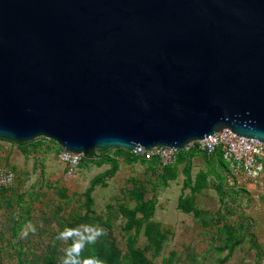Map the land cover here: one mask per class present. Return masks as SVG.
Listing matches in <instances>:
<instances>
[{
	"label": "water",
	"instance_id": "1",
	"mask_svg": "<svg viewBox=\"0 0 264 264\" xmlns=\"http://www.w3.org/2000/svg\"><path fill=\"white\" fill-rule=\"evenodd\" d=\"M264 144V0H0V139L89 157Z\"/></svg>",
	"mask_w": 264,
	"mask_h": 264
},
{
	"label": "rangeland",
	"instance_id": "2",
	"mask_svg": "<svg viewBox=\"0 0 264 264\" xmlns=\"http://www.w3.org/2000/svg\"><path fill=\"white\" fill-rule=\"evenodd\" d=\"M55 148L0 139V166L19 177L0 200V264H62L73 241L56 237L81 225L106 230L81 254L104 264H264L260 196L217 157L191 150L159 171L114 148L93 152L67 177Z\"/></svg>",
	"mask_w": 264,
	"mask_h": 264
},
{
	"label": "built area",
	"instance_id": "3",
	"mask_svg": "<svg viewBox=\"0 0 264 264\" xmlns=\"http://www.w3.org/2000/svg\"><path fill=\"white\" fill-rule=\"evenodd\" d=\"M39 139L53 142L44 138ZM8 142L23 147L20 145L22 143ZM54 144L56 145L55 155L64 166L66 176L73 177L83 156L79 153H71L56 143ZM191 150L209 157L218 153L228 176L240 179L239 182H248L255 188L260 196V211L264 224V144L239 137L227 129H222L220 133H213L201 141L192 142L182 150L158 146L145 151L143 147L124 151L141 161L154 163L158 170L162 171L176 164L182 152ZM18 180V173L13 167L0 166V199L15 192Z\"/></svg>",
	"mask_w": 264,
	"mask_h": 264
},
{
	"label": "clouds",
	"instance_id": "4",
	"mask_svg": "<svg viewBox=\"0 0 264 264\" xmlns=\"http://www.w3.org/2000/svg\"><path fill=\"white\" fill-rule=\"evenodd\" d=\"M32 234L36 233V228L32 225H28ZM29 235L28 230H22L21 239L27 238ZM106 235V230L100 227L91 225H81L77 228H65L62 232H59L56 239L61 241L72 240L73 243L64 249V259L62 264H104L99 258H86L82 259L81 254L87 245H94L97 240Z\"/></svg>",
	"mask_w": 264,
	"mask_h": 264
},
{
	"label": "trees",
	"instance_id": "5",
	"mask_svg": "<svg viewBox=\"0 0 264 264\" xmlns=\"http://www.w3.org/2000/svg\"><path fill=\"white\" fill-rule=\"evenodd\" d=\"M4 141H7V140H4ZM33 142H35V141H33ZM33 142H29V143H27V144H24V143H22V144H20V145H29V144H33ZM190 153H194L193 151H191V152H188L187 154H190ZM183 154V152L180 154V157H179V159L181 158V155ZM93 155H94V153H91V155L89 156V157H82V159H81V161H80V164H79V167H81L82 165H84V162H86V160H91L92 159V157H93ZM210 157H217L218 158V161L220 162V164H221V166L225 169V166H224V164H223V162L221 161V159H220V156H219V154L217 153V154H215V155H213V156H210ZM107 159L108 160H110V161H112L113 162V159H111V158H109V157H107ZM217 162V161H216ZM209 165H210V169L211 170H214V163H209ZM89 192H87V194H86V198H87V202H89ZM2 199V198H1Z\"/></svg>",
	"mask_w": 264,
	"mask_h": 264
},
{
	"label": "crops",
	"instance_id": "6",
	"mask_svg": "<svg viewBox=\"0 0 264 264\" xmlns=\"http://www.w3.org/2000/svg\"><path fill=\"white\" fill-rule=\"evenodd\" d=\"M245 183H248V182H245ZM249 186H250L252 189H254V187H253L252 185L249 184ZM0 200H1V199H0Z\"/></svg>",
	"mask_w": 264,
	"mask_h": 264
}]
</instances>
